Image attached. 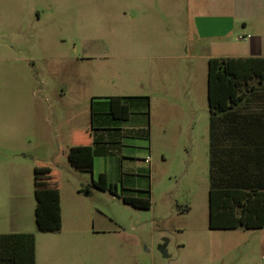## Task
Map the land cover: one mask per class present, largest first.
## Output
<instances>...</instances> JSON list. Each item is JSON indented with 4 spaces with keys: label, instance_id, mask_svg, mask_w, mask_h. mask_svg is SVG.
<instances>
[{
    "label": "rangeland",
    "instance_id": "rangeland-1",
    "mask_svg": "<svg viewBox=\"0 0 264 264\" xmlns=\"http://www.w3.org/2000/svg\"><path fill=\"white\" fill-rule=\"evenodd\" d=\"M161 1L148 7L140 0H0L4 29L37 39L33 54L19 55L29 61L16 66L35 77L34 109L28 119L22 90L18 104H10L13 119L4 127L13 133L3 134L0 145V199L3 204L12 187L16 155L54 161L63 181L73 173L85 185L90 175L72 169L60 151L67 150L63 130L89 128L93 98L146 95L152 100V207L138 210L95 194L84 231L92 232L94 222L103 231L85 245H66V264H264V248L249 232L209 227L208 62L242 53L248 32L229 30L228 43L220 45L212 37L222 32L218 21L192 19L186 0ZM0 75L8 77L6 66ZM33 228L42 257L55 252L57 261L52 239L59 236L39 232L36 222Z\"/></svg>",
    "mask_w": 264,
    "mask_h": 264
},
{
    "label": "crops",
    "instance_id": "crops-1",
    "mask_svg": "<svg viewBox=\"0 0 264 264\" xmlns=\"http://www.w3.org/2000/svg\"><path fill=\"white\" fill-rule=\"evenodd\" d=\"M159 2L163 1L140 0L138 5L153 7ZM176 2L183 5L182 0H176ZM186 7L185 11L191 15L192 19L200 16L220 23L222 32L212 35L214 38H219L220 45L228 43L229 30L238 26L249 33L246 34L249 42L242 53L224 54L214 58L264 59V0H186ZM4 21V16L0 14V71L5 66L9 70L8 77L3 78L0 75V145L3 134L13 133V129L4 127V124L8 125L12 121L11 110L14 108H11L10 104H18L21 90L27 102L26 115L28 119L33 117L35 77L28 70L20 73L16 66L18 63L26 64L29 61L26 56L19 55L33 54L37 48V39L33 32H21L13 27L4 29ZM228 22H230V28ZM112 98H119L121 104L129 107L128 119L113 116ZM92 105L89 128L74 129L69 134L63 130L67 150L64 147L60 150L68 161L67 154L74 145L75 134L84 131L91 133L93 171L91 173L82 172L90 175V180H85V185L81 184V178L73 173H70L63 181L59 166L54 161L46 164V162L36 161L34 157H19L18 155L12 159L14 160L13 174L9 177L12 187L6 193V200L3 204L0 199V234L34 232L37 205L35 167L37 164L48 165L58 172L62 230L58 233H44L59 236L57 239L56 237L52 239L54 249L59 254L58 260L54 259L55 252H49L46 258L42 257L36 239V264H66L63 256L66 245H85L88 242L86 239L90 240L92 235L103 231L97 227L96 222L91 229L92 232L87 234L84 231L86 212L92 206L88 200L94 198L95 194L101 193L102 196H109L113 202H118V204H125L123 197L145 199L151 196L149 188L154 153H152L151 98L146 95L93 98ZM117 108L118 112H121L119 105ZM59 132L61 133L62 129H59ZM67 135L69 143L66 146ZM138 149L145 150L146 154H138L136 151ZM68 163L74 169L69 161ZM208 169L209 223L212 189L219 192L254 193L256 191L264 194V84L248 94L230 112L218 114L213 129H211L209 109ZM102 175L105 176L104 183L107 188L115 191L116 195L93 185V182H98ZM142 181L144 184H139ZM65 187L69 188L67 192ZM67 197L71 202L69 206L71 216L65 212ZM222 202L223 196L217 193L214 196V204L219 207ZM5 206L7 215H5ZM96 207L95 211L100 209ZM235 210L240 216L241 211L238 208ZM216 231L249 232V238L264 248V227L246 229L239 226L234 229H217ZM68 235L69 237L66 238Z\"/></svg>",
    "mask_w": 264,
    "mask_h": 264
},
{
    "label": "trees",
    "instance_id": "trees-1",
    "mask_svg": "<svg viewBox=\"0 0 264 264\" xmlns=\"http://www.w3.org/2000/svg\"><path fill=\"white\" fill-rule=\"evenodd\" d=\"M264 84V59L262 58H211L208 62L207 96L211 113V129L216 124V116L228 113L241 103L248 94ZM117 105L120 106L118 112ZM113 116L128 119L130 109L121 104L119 98L111 99ZM78 137V138H77ZM82 137V139H81ZM90 132H78L74 145L67 154L73 168L80 172L93 171V152ZM102 175L93 185L100 190L115 191L107 188ZM254 192V191H252ZM223 196L222 205L216 207L214 196ZM35 221L41 233H58L62 230V210L58 172L53 168L37 164L35 167ZM123 202L138 210L152 207L150 197L128 198ZM233 203V204H232ZM236 204V205H234ZM210 229H246L264 227V194L245 191L210 192ZM236 208L241 211L240 216ZM0 264H36V236L33 233L0 234Z\"/></svg>",
    "mask_w": 264,
    "mask_h": 264
}]
</instances>
